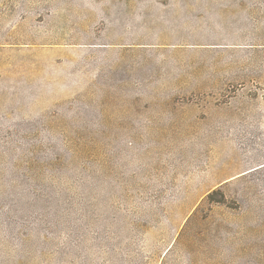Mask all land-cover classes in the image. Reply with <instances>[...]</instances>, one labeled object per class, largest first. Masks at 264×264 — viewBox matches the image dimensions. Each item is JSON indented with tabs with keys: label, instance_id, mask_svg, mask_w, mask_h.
Masks as SVG:
<instances>
[{
	"label": "rangeland",
	"instance_id": "rangeland-1",
	"mask_svg": "<svg viewBox=\"0 0 264 264\" xmlns=\"http://www.w3.org/2000/svg\"><path fill=\"white\" fill-rule=\"evenodd\" d=\"M0 264H264V0H0Z\"/></svg>",
	"mask_w": 264,
	"mask_h": 264
}]
</instances>
